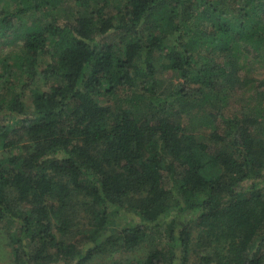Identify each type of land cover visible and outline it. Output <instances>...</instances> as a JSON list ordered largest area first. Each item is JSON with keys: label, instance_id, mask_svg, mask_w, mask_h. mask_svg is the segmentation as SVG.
<instances>
[{"label": "trees", "instance_id": "trees-1", "mask_svg": "<svg viewBox=\"0 0 264 264\" xmlns=\"http://www.w3.org/2000/svg\"><path fill=\"white\" fill-rule=\"evenodd\" d=\"M10 1L0 230L15 264H84L163 226L169 241L128 264H264V80L242 76L264 58V0ZM77 207L89 228L68 242Z\"/></svg>", "mask_w": 264, "mask_h": 264}, {"label": "rangeland", "instance_id": "rangeland-1", "mask_svg": "<svg viewBox=\"0 0 264 264\" xmlns=\"http://www.w3.org/2000/svg\"><path fill=\"white\" fill-rule=\"evenodd\" d=\"M8 4L10 5H14L13 2H11L10 0H0V8L2 6H7ZM49 13L47 12H35V14L33 15V17H25L23 20V22H28L31 23V20H34L35 18H39L42 17L44 20H49L51 19V16L48 15ZM60 15L63 17V19L66 18H71L72 17V13L71 12H60ZM10 40V39H9ZM5 45H2V48L0 47V57L6 59L9 63L13 62L14 60V55L16 53H18L20 51V47L22 46V40H18L16 43H11L9 42H5ZM1 59V58H0ZM2 60V59H1ZM248 65L246 67V69L243 71L242 76H247L249 78H253L256 79L257 82L256 84H258L259 81L264 80V58H258L255 60H250L248 61ZM158 73H157V79L159 80L158 86L160 87V89L164 90V89H175L177 88L178 84L182 81L180 79V77H178L177 74H175L172 71L169 70H165L163 71L161 68V66H158ZM2 70V65L0 63V71ZM260 92L264 91V86H262L261 88H259ZM26 98L27 100H29V95L30 92L26 91ZM237 97L236 100L234 102H232V104L229 107V111L230 113H234V112H239L240 109L242 108V103H245L243 98L241 97ZM117 98H115L114 96H107L104 98H101V101L106 104V103H114L116 101ZM262 100L260 98H258V101ZM240 101V102H239ZM263 104H264V100H262ZM187 123V120H186ZM206 129V128H204ZM208 131H210V129H206ZM262 184H264L262 182ZM78 208V207H77ZM76 208V209H77ZM88 210L83 209V208H78V212H75L73 214V219H74V223L75 225H73L72 227V231L75 232V235L73 236V238L71 239H67V241H78L83 239V235L78 234L81 230L83 229H87L89 228V226L87 225H83V223L88 221ZM190 215H187V218ZM123 221H120V224H122ZM194 226V225H192ZM8 227H2L0 230V264H15L14 259H13V248L11 245V241L9 238V232H8ZM168 227L167 226H163L160 229H158L159 231L155 230L153 232H151L149 234V241L150 242H143L140 246L134 248V249H125V248H118L115 249V251L110 252H100V253H96L95 256L93 258H91L90 260H88L87 262H85L84 264H128L129 262L132 261H138L140 259H143V257L147 254V252L152 248V247H158L159 246V242H164L167 243L168 240ZM10 230V229H9ZM198 233V230H196L194 232V234L196 235ZM163 236V238H162ZM200 260L197 259L194 255H192L189 264H200L199 262ZM56 264H64V262H59Z\"/></svg>", "mask_w": 264, "mask_h": 264}]
</instances>
